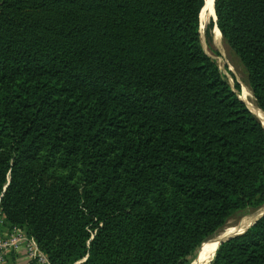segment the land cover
I'll use <instances>...</instances> for the list:
<instances>
[{
	"label": "trees",
	"instance_id": "obj_1",
	"mask_svg": "<svg viewBox=\"0 0 264 264\" xmlns=\"http://www.w3.org/2000/svg\"><path fill=\"white\" fill-rule=\"evenodd\" d=\"M206 0H0V209L50 264H190L264 205V127L203 49ZM264 113V0H214ZM209 264H264V217Z\"/></svg>",
	"mask_w": 264,
	"mask_h": 264
},
{
	"label": "rangeland",
	"instance_id": "obj_2",
	"mask_svg": "<svg viewBox=\"0 0 264 264\" xmlns=\"http://www.w3.org/2000/svg\"><path fill=\"white\" fill-rule=\"evenodd\" d=\"M211 22L214 23V21L208 20V18L202 21L200 19V36L204 51L216 61L219 69L231 86H234L235 82L238 83V97L264 127V113L257 107L251 91L247 86L244 69L232 51L226 47L219 32L218 36L213 32L215 25L213 27H209ZM255 212V210H247L233 214L229 218L225 227L221 229L213 238H211L210 241L223 238L237 232L241 223L242 225L247 226L252 221ZM208 242L204 243L200 250H202L203 247L214 243ZM200 250L198 249L196 254L189 258L191 260L190 264H194L196 262L198 258L197 255H199ZM211 259L212 258L209 260L211 261ZM210 261H208L207 264H209Z\"/></svg>",
	"mask_w": 264,
	"mask_h": 264
},
{
	"label": "built area",
	"instance_id": "obj_3",
	"mask_svg": "<svg viewBox=\"0 0 264 264\" xmlns=\"http://www.w3.org/2000/svg\"><path fill=\"white\" fill-rule=\"evenodd\" d=\"M0 264H4L10 252L23 250L34 264H50L45 254L39 249L35 240L18 227H7L0 209Z\"/></svg>",
	"mask_w": 264,
	"mask_h": 264
},
{
	"label": "bare ground",
	"instance_id": "obj_4",
	"mask_svg": "<svg viewBox=\"0 0 264 264\" xmlns=\"http://www.w3.org/2000/svg\"><path fill=\"white\" fill-rule=\"evenodd\" d=\"M214 10H213V0H206L205 6L200 14V19L205 20L208 18V20L214 21ZM215 35L218 36V30L215 26L214 31ZM263 119V118H262ZM264 125V124H263ZM217 247V244L214 242L213 244H209L205 247H203L202 250H200L198 258L194 264H205V261L213 255ZM210 261V260H209Z\"/></svg>",
	"mask_w": 264,
	"mask_h": 264
},
{
	"label": "water",
	"instance_id": "obj_5",
	"mask_svg": "<svg viewBox=\"0 0 264 264\" xmlns=\"http://www.w3.org/2000/svg\"><path fill=\"white\" fill-rule=\"evenodd\" d=\"M206 3V2H205ZM213 10H214V0H213ZM216 22V17H215V19H214V23ZM216 26V25H215ZM217 27V26H216ZM218 29V28H217ZM262 217H264V205L261 207V208H259L258 210H256V212H255V214H254V216H253V219H252V221L247 225V226H244V225H242V223H241V225H239V227H238V229H237V232H234V233H232L231 235H229V236H226V237H223V238H219V239H215V240H212V241H210L209 240V242L208 243H213V242H215L216 244H217V247H216V250H217V248H218V246H220L221 244H223L224 242H226V241H228V240H230L231 238H233V237H235V236H237V235H240V234H242L243 232H245L250 226H252L258 219H260V218H262ZM202 247V246H201ZM201 247L199 248V250L201 249ZM216 250H215V252H216ZM215 252L213 253V255L211 256V257H209L206 261H205V264H207V262L209 261V259L210 258H213L214 257V255H215ZM197 257H198V255H197ZM212 260V259H211Z\"/></svg>",
	"mask_w": 264,
	"mask_h": 264
},
{
	"label": "crops",
	"instance_id": "obj_6",
	"mask_svg": "<svg viewBox=\"0 0 264 264\" xmlns=\"http://www.w3.org/2000/svg\"><path fill=\"white\" fill-rule=\"evenodd\" d=\"M2 232L3 231L0 228V234ZM4 264H34V263L27 258L23 250H19L17 252L8 253Z\"/></svg>",
	"mask_w": 264,
	"mask_h": 264
}]
</instances>
